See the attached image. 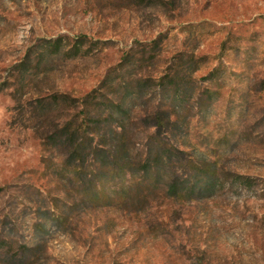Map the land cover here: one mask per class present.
I'll use <instances>...</instances> for the list:
<instances>
[{
    "label": "rangeland",
    "instance_id": "obj_1",
    "mask_svg": "<svg viewBox=\"0 0 264 264\" xmlns=\"http://www.w3.org/2000/svg\"><path fill=\"white\" fill-rule=\"evenodd\" d=\"M79 37L88 54L65 55ZM166 74L179 92L155 86ZM92 91L109 108L84 122L108 158L102 177L71 172L50 139L81 110L51 97ZM156 112L169 116L158 134ZM119 122L135 171L170 149L167 171L209 168L213 195L182 200L160 184L125 196L105 135ZM0 264H264V0H0Z\"/></svg>",
    "mask_w": 264,
    "mask_h": 264
},
{
    "label": "trees",
    "instance_id": "obj_2",
    "mask_svg": "<svg viewBox=\"0 0 264 264\" xmlns=\"http://www.w3.org/2000/svg\"><path fill=\"white\" fill-rule=\"evenodd\" d=\"M85 37H79L75 39L73 45L69 50H66L67 56H75L79 54H88L90 48L83 50L85 45ZM48 43V42H47ZM46 43V44H47ZM155 43V42H154ZM47 49L50 50L51 53H59L64 49V41L63 38H58L53 42L47 44ZM43 47V46H42ZM93 47V46H92ZM45 48V47H43ZM31 57L27 56L26 59L19 64L18 67L22 68V71H25L30 67ZM128 61V57L124 56L122 62L117 67H122ZM147 80H145L146 82ZM152 83H155L152 81ZM182 79L179 75H174L171 77L170 75H164L156 80V85L162 91L171 92L178 91L182 89ZM99 94L97 91H92L87 94L84 98L71 99L66 96H52L50 99L51 104H55L60 106V104L69 103L71 108L77 109L81 108L79 112L72 116L60 129L59 135L51 136V140L55 141V138L59 141L61 148L63 151H66V159L64 161V165L71 169V172L76 174H81L85 172V170L94 173V176L102 177L101 175L109 173L106 168H108V158L97 148H91L90 143L86 145V136L89 137L91 130H87L84 122L89 120L91 117L92 110L99 109L105 113L104 109H109L106 107V104L99 100ZM112 107V104L109 103ZM114 108L119 111V113L124 112L122 108L121 102L114 106ZM112 110V109H110ZM76 115L82 117L81 121H76ZM112 116V112L107 115L108 118ZM165 116V117H164ZM106 118V119H108ZM163 118L169 121V116L166 113L156 112L154 114L155 123L153 127H157V134L159 133L160 126ZM116 129H111L106 132L107 142H110L111 147L113 148L116 155L121 156V160L123 164L120 166V171L123 172V175L128 176L127 185L123 188V193L125 196H129L135 187H143V185L149 187L150 189L158 188L160 184H164L167 188V192L174 197H179L182 200H190V199H202V198H210L215 191L216 185L213 181V173L209 168H201L200 166H195L192 163H189V167L191 170V175L185 176L184 179H176L174 174L167 171V165H170L173 160H175V155L173 151L170 149L162 150L158 154L149 155L146 160L138 165V171H135L133 166V162L130 157L124 156L122 147L128 141L127 130L122 122H119V125L116 126ZM97 135L94 134V136ZM155 141L158 138L157 135L152 137ZM87 151V153H86ZM84 153H86L84 155ZM87 159V160H86ZM177 159V158H176ZM86 160L87 165L84 166V161ZM118 169V170H119ZM117 169L112 170V176H118ZM136 175H139V178L136 179ZM203 176L207 177V180H203ZM233 183L236 186L243 188H252L253 180L249 177L244 176H232ZM94 198L92 200H96L97 193L92 194ZM91 200V201H92Z\"/></svg>",
    "mask_w": 264,
    "mask_h": 264
}]
</instances>
